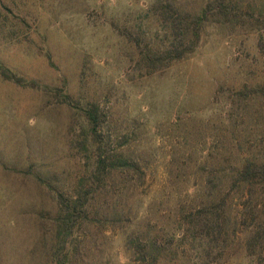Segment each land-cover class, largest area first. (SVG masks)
<instances>
[{
    "label": "rangeland",
    "instance_id": "374dc122",
    "mask_svg": "<svg viewBox=\"0 0 264 264\" xmlns=\"http://www.w3.org/2000/svg\"><path fill=\"white\" fill-rule=\"evenodd\" d=\"M204 9L194 52L161 57ZM262 83L264 0H0V264H142L150 241L156 264H264L230 207V116L264 130Z\"/></svg>",
    "mask_w": 264,
    "mask_h": 264
},
{
    "label": "trees",
    "instance_id": "16d2710c",
    "mask_svg": "<svg viewBox=\"0 0 264 264\" xmlns=\"http://www.w3.org/2000/svg\"><path fill=\"white\" fill-rule=\"evenodd\" d=\"M206 15L207 9H204L192 18L191 25L188 23L184 26H182V21L180 22L179 19L170 18V35L165 40L168 46L161 57L166 58L168 61H176L194 52L200 41V27L204 24ZM252 90V96L249 98L246 96V99H249L250 102H253V99L256 98L264 99V83L255 84ZM246 110L245 108L241 115L238 113L230 116L231 122L235 121L237 117L242 120L235 123L232 130V138L235 141L234 149L235 152L236 149H239L240 154H238L237 159L235 158L230 173L231 187L234 186L231 189L232 192H230L232 193V199H234L230 206L232 209L231 221L234 226L233 235H235L234 231L238 226H245L246 251L250 256L259 258L264 257V130L258 131L251 128V125L249 126L247 122L250 112ZM90 119L95 125V116L92 115ZM244 119H247V122L243 121ZM237 135L247 136L250 140L242 141V144L237 146ZM209 158V155H206L205 161H208ZM110 159L111 157L100 154L96 160V167L108 168V166H112L113 162ZM104 179H106V176ZM220 191L218 189V194L216 193V196L207 205H203V212L197 216L198 221L202 222L201 226L209 228L210 231H215L218 227L221 230L222 225L230 221L229 215L224 210L228 197L227 194H222ZM141 248L143 249H139L138 253L141 255L139 260L142 264H145L148 257L154 253L155 258L153 260L156 264L158 258L166 253V250L157 246L156 242L155 244L151 241L146 242ZM156 255L158 258H156Z\"/></svg>",
    "mask_w": 264,
    "mask_h": 264
}]
</instances>
